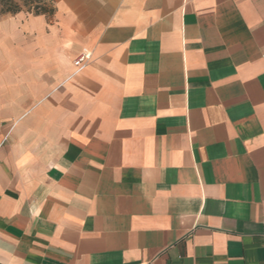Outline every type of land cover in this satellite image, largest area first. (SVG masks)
Here are the masks:
<instances>
[{"label": "crops", "instance_id": "crops-1", "mask_svg": "<svg viewBox=\"0 0 264 264\" xmlns=\"http://www.w3.org/2000/svg\"><path fill=\"white\" fill-rule=\"evenodd\" d=\"M50 1L0 14V264H264V0Z\"/></svg>", "mask_w": 264, "mask_h": 264}, {"label": "trees", "instance_id": "trees-1", "mask_svg": "<svg viewBox=\"0 0 264 264\" xmlns=\"http://www.w3.org/2000/svg\"><path fill=\"white\" fill-rule=\"evenodd\" d=\"M1 1V0H0ZM6 2V0H2ZM22 5L17 2L8 3L12 5L6 6L2 9V13H16L21 10L31 12L32 14H45L52 15L54 12V7L50 0H20Z\"/></svg>", "mask_w": 264, "mask_h": 264}, {"label": "built area", "instance_id": "built-area-1", "mask_svg": "<svg viewBox=\"0 0 264 264\" xmlns=\"http://www.w3.org/2000/svg\"><path fill=\"white\" fill-rule=\"evenodd\" d=\"M90 52H83L78 55V57L73 61L74 65L81 67L90 59Z\"/></svg>", "mask_w": 264, "mask_h": 264}, {"label": "rangeland", "instance_id": "rangeland-1", "mask_svg": "<svg viewBox=\"0 0 264 264\" xmlns=\"http://www.w3.org/2000/svg\"><path fill=\"white\" fill-rule=\"evenodd\" d=\"M13 2H17L19 5H22V2L20 0H6V2L4 1H0V14H2V9H4L6 6L8 5H12V4H8V3H13ZM25 11V10H23ZM26 13V11H25Z\"/></svg>", "mask_w": 264, "mask_h": 264}]
</instances>
